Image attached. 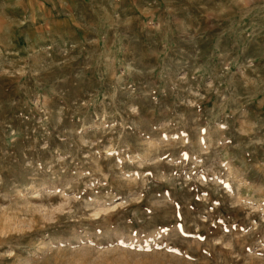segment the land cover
I'll list each match as a JSON object with an SVG mask.
<instances>
[{
  "label": "rangeland",
  "instance_id": "1",
  "mask_svg": "<svg viewBox=\"0 0 264 264\" xmlns=\"http://www.w3.org/2000/svg\"><path fill=\"white\" fill-rule=\"evenodd\" d=\"M0 264H264V0H0Z\"/></svg>",
  "mask_w": 264,
  "mask_h": 264
}]
</instances>
